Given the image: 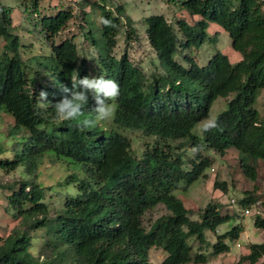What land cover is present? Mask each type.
Returning a JSON list of instances; mask_svg holds the SVG:
<instances>
[{
    "label": "trees",
    "instance_id": "trees-1",
    "mask_svg": "<svg viewBox=\"0 0 264 264\" xmlns=\"http://www.w3.org/2000/svg\"><path fill=\"white\" fill-rule=\"evenodd\" d=\"M22 1L30 2L34 14H39L35 26L40 27L52 53L25 59L20 54V37L12 31V9L0 2V36L5 41L0 54V113L13 117L11 133L21 127L29 131L14 144L12 158L0 159V169L10 173L23 165L32 173L40 156L53 151L57 157L80 164L85 176H70L78 194L66 198L54 215L44 201V188L35 180L20 179L17 188L14 183L2 185L10 189L7 202L19 224L0 235V264H151V248L165 252L162 264H202L209 255L229 252L226 240L239 239L243 225H233L222 233L217 229L239 218L238 214L222 213V205L211 201L199 209L198 219H191L190 211L172 192L181 182L187 188L205 176L213 164L204 154L206 150L224 156L234 148L244 175L253 182L258 179L259 163H264V116L254 103L264 89V0H177L179 9L199 19L190 23L177 18L175 26L164 15L144 17L147 42L162 70L149 76L126 49L118 57L113 54L123 28L126 46L137 38L133 19L122 4L112 9L107 0L97 4L99 26L82 33L94 50L90 58L94 64L87 68L85 57L78 55L74 35L56 41L73 12L59 6L55 13L44 14L39 10L40 0ZM80 11L82 19L90 23L89 11ZM101 17L113 26L103 25ZM210 22L228 33L232 48L241 55L237 62L218 51L207 64L199 65L185 53L206 41ZM180 53L186 66L175 59ZM27 68L33 70L31 77L26 76ZM42 70L47 77L39 76ZM76 73L77 79L102 75L119 84L113 127L78 126L83 119H94L91 94L83 115L63 123L54 118L53 109L37 103L41 90L48 93V100L58 101L64 95L61 85L71 88ZM230 94L226 108L215 117L218 127L201 137L193 134L214 101ZM125 130L140 131L153 141L145 143L137 156L130 139L121 133ZM193 147L199 151L185 161L186 151ZM3 151L0 145V153ZM214 188L225 192L226 181L216 179ZM258 198L253 188L244 191L238 203L251 209ZM159 204L168 212L145 227L144 214ZM253 223L264 231V217L257 213ZM37 229H45L46 245L52 247L49 258L40 259L30 252V232ZM206 230L215 234V242L207 239ZM243 263L264 264V243H249L248 252L235 264Z\"/></svg>",
    "mask_w": 264,
    "mask_h": 264
},
{
    "label": "rangeland",
    "instance_id": "rangeland-1",
    "mask_svg": "<svg viewBox=\"0 0 264 264\" xmlns=\"http://www.w3.org/2000/svg\"><path fill=\"white\" fill-rule=\"evenodd\" d=\"M100 0H40L39 10L44 14L55 13L59 6L60 8H69L73 12V19L68 27L60 33L56 38L58 42L71 35L75 36V42L78 47L79 57H85L86 67L90 68L94 63L91 61V56L94 50L86 43L83 38V31H87L89 27L99 26V16L101 10H98ZM1 4L12 9V31L20 37V54L27 59L37 55H51V45L46 40L39 26H35L39 21V14H34L30 2L22 0H0ZM177 0H107L106 5L112 9L117 4H122L126 12L133 19L134 27L136 28L137 38L126 46L124 41L125 28L118 35L117 44L113 50L114 56L118 57L126 49L129 57L133 62L138 64L146 76L151 73H161V68L158 65L156 56L149 46L145 36V24L143 18L149 15H164L166 19L175 26L177 18H184L187 22H193L199 19L198 16H191L186 10L179 9L176 5ZM89 11L86 23L81 17L80 9ZM51 9V11H50ZM32 13V14H31ZM39 25V24H38ZM208 37L199 48H191L185 53L194 57L199 65H205L216 52L226 54L232 63L237 62L241 55L231 46V40L228 33L216 23L210 22L207 28ZM178 36L181 37L180 33ZM215 38V41L212 40ZM4 39L0 36V54L4 51ZM126 47V48H125ZM184 53V52H183ZM182 53L175 55V59L187 65L182 59ZM31 63L28 62V65ZM33 67V65H31ZM35 69V66L34 68ZM32 69H26V76H32ZM91 71V70H90ZM93 71H91L92 73ZM47 77L45 71H40L39 76ZM48 80V79H46ZM37 87V84H36ZM233 96L230 94L227 97H218L212 104L208 114H206L192 129V133L201 137L200 128L202 121L209 118H215L218 113L224 110L227 106V101ZM254 108L258 110L261 116H264V89L259 91ZM113 118L108 121H98L96 123L101 129L108 130L113 127ZM15 125L13 117L7 113H0V145L4 151L0 153V159L13 157V146L19 142L23 136L28 134L26 128L21 127L19 132L11 133ZM49 127V126H48ZM50 128V127H49ZM48 128V129H49ZM131 141V147L137 156L141 154L145 148V143L153 141V138H148L141 134L140 131L125 130L121 131ZM192 150L188 149L184 155L185 161L192 155ZM213 160V164L208 167L204 174L194 183L185 188V183L181 182L179 187L173 190V194L180 198L184 206L190 211L191 219H198V211L211 201H218L222 207L221 212L231 213L235 211L239 218H235L218 226L217 232L222 233L236 224H242L244 231L240 234L239 239L226 240L230 246L227 253L217 256L209 255L211 248L206 251L209 259L202 264H235L239 260V256L248 252L249 243H264V231L259 230L254 226L253 219L258 213L264 217V163L260 162L258 166V179L256 182L249 180L242 172L237 151L234 148L227 150L224 156L206 150L204 152ZM81 179L85 174L80 164L75 163L69 157H57L53 151L44 153L38 159L37 168L35 171L26 172L24 166H19L16 170L10 173L0 169V235L8 234L9 231L19 224L18 220L13 219L15 214L14 209L7 202V195L10 189L3 188L8 183L13 184L17 188V181L20 179L34 180L45 188L44 201L47 203L50 215H54L64 205L66 198L74 197L78 194L76 182L70 180V176ZM226 181L227 190L223 192L218 188H214V181ZM3 185V186H2ZM2 186V187H1ZM256 188V195L259 197L258 202L252 206V215H245V208L238 203L244 191H250ZM168 211L162 204L157 205L153 209L148 210L142 220L145 227L150 222L160 215L166 214ZM32 235L30 252L40 259L49 258L52 256L51 248L46 245L48 237L45 234V229H37L30 232ZM207 239L213 243L216 240L215 234L209 230L205 231ZM239 243V246L237 245ZM194 250L197 243L193 242ZM165 257V252L160 249L151 248L149 251V260L151 264H162ZM187 264H194L192 262ZM248 264V263H243ZM259 264V263H258Z\"/></svg>",
    "mask_w": 264,
    "mask_h": 264
},
{
    "label": "clouds",
    "instance_id": "clouds-1",
    "mask_svg": "<svg viewBox=\"0 0 264 264\" xmlns=\"http://www.w3.org/2000/svg\"><path fill=\"white\" fill-rule=\"evenodd\" d=\"M100 22L105 26H113L112 22L103 17ZM72 80L71 88L61 85L60 89L64 95L56 101L48 100V93L41 90L38 95L37 103L42 108H51L54 110V118L59 122L76 120L83 115V109L88 103L89 94L94 101L95 107L91 110L94 119H83L79 121L78 126L81 129L93 128L98 121L110 120L116 111L115 101L120 95V86L113 79H106L105 76H84L83 78ZM218 127L216 118H209L202 121L201 133L211 131ZM199 151L198 147H193L195 154ZM37 182L36 179H34ZM38 183V182H37ZM43 187V186H42ZM44 188V187H43ZM45 191V188H44Z\"/></svg>",
    "mask_w": 264,
    "mask_h": 264
},
{
    "label": "built area",
    "instance_id": "built-area-1",
    "mask_svg": "<svg viewBox=\"0 0 264 264\" xmlns=\"http://www.w3.org/2000/svg\"><path fill=\"white\" fill-rule=\"evenodd\" d=\"M253 212H252V209H245V215L248 216V215H252ZM239 246V243L237 244Z\"/></svg>",
    "mask_w": 264,
    "mask_h": 264
}]
</instances>
